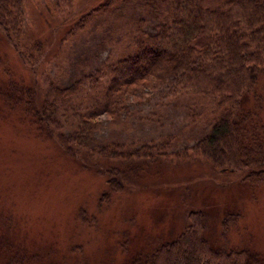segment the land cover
<instances>
[{
	"label": "trees",
	"instance_id": "1",
	"mask_svg": "<svg viewBox=\"0 0 264 264\" xmlns=\"http://www.w3.org/2000/svg\"><path fill=\"white\" fill-rule=\"evenodd\" d=\"M80 1L0 0V40L14 58L0 60V104L31 136L80 161L97 154L106 165L101 204L130 183L183 165L202 176L264 183V0H104L81 14ZM131 6L141 14L123 25L98 69L68 86L53 77L60 49L99 16ZM147 18L156 22L154 33L145 29ZM155 96L164 107L184 104L190 127L205 131L194 145L171 153L168 143L96 148L102 117L120 121ZM184 212L180 235L126 264H264L251 245L226 241L239 212H224L218 244L207 236L203 209Z\"/></svg>",
	"mask_w": 264,
	"mask_h": 264
},
{
	"label": "rangeland",
	"instance_id": "2",
	"mask_svg": "<svg viewBox=\"0 0 264 264\" xmlns=\"http://www.w3.org/2000/svg\"><path fill=\"white\" fill-rule=\"evenodd\" d=\"M102 1L77 2V10L85 13ZM140 14L131 6L99 16L60 49V59L50 65L53 77L68 86L93 73L115 48L123 25ZM155 28V20L147 18L146 31L154 33ZM10 51L0 40L1 61L14 59ZM14 70L21 72L16 65ZM161 103V96L151 97L114 123L102 117L96 148L116 143L135 151L168 143L171 153L194 145L205 131L190 127L184 104ZM95 156L80 161L37 141L0 104V264H126L180 235L186 226L184 211L191 206L208 215L207 236L216 244L224 212H239L241 220L227 243L251 245L264 256V183L250 186L230 173L202 176L195 166L183 165L130 183L101 204L106 165Z\"/></svg>",
	"mask_w": 264,
	"mask_h": 264
}]
</instances>
